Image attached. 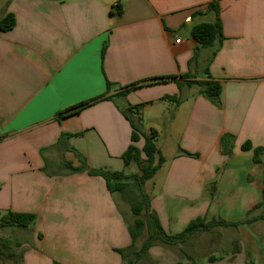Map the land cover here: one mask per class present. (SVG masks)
Returning <instances> with one entry per match:
<instances>
[{"label":"crops","instance_id":"obj_1","mask_svg":"<svg viewBox=\"0 0 264 264\" xmlns=\"http://www.w3.org/2000/svg\"><path fill=\"white\" fill-rule=\"evenodd\" d=\"M215 1L222 40L200 49L191 30L215 21L208 10ZM116 3L123 11L111 15ZM8 15L15 26L0 30V221L9 213L37 219L0 227L5 264L9 256L14 264H123L117 250L132 239L119 196L102 177L65 164L80 166L78 153L91 169L123 170L129 146H144L143 138L132 141L129 106L139 118L174 108L179 144L163 155V177L144 186L158 188L151 211L168 235L199 217L244 220L262 201L264 164L242 145L264 147V0H0V21ZM209 76L222 86L219 106L188 84ZM108 82L105 99L60 115L105 96ZM179 95L180 105L166 106V96ZM224 134L235 136L230 156L221 152ZM224 228L236 235L227 230L222 255L196 261L181 246L150 254L165 264H264V220Z\"/></svg>","mask_w":264,"mask_h":264},{"label":"trees","instance_id":"obj_2","mask_svg":"<svg viewBox=\"0 0 264 264\" xmlns=\"http://www.w3.org/2000/svg\"><path fill=\"white\" fill-rule=\"evenodd\" d=\"M209 11H213L216 14V19L213 22H202L195 25L191 30V37L199 44L200 49L215 47L216 43L222 40V25L220 19V7L218 2H211L208 6ZM121 7H112L111 15H120L122 13ZM15 26V18L12 15H8L0 21V30L8 31ZM188 78V77H187ZM169 78H163L158 81H166ZM189 85H200L203 87L202 94L211 100L215 105H220V95L222 91L221 84L213 80L209 76L207 81H188ZM113 84L108 82L107 92L105 96L98 98L91 102L82 103L79 106H75L65 112L61 113V116L78 113L82 109L106 98V95L112 91ZM138 88L137 85L128 88L124 94L128 93L130 89ZM182 89V86L179 85ZM164 99H168L177 105L181 104V96H166ZM123 114L131 122L133 126L132 141L133 143L139 142L144 139V146L140 149L136 145L129 146L127 151L123 154L122 160L124 162V169L121 171L111 172L103 169H91L84 158L76 153L81 158V165L74 167L72 163L66 162L65 166L73 173H81L88 171L90 175L102 177L107 184L108 190L112 194L120 193L131 204V211L134 215V221L128 223L129 232L132 239V244L125 248L117 250L122 256L123 264H142L147 262V256L150 254V249L159 244L163 246H181L187 242L189 238L194 235L212 231L217 227H238L244 224H251L256 221L264 220V187H263V200L258 203L253 210L249 212L244 220L239 221H226L222 218L213 219L207 221L206 217H199L192 220L185 230L179 234L168 235L163 229L160 219L155 212L151 211V199L144 189L145 183L153 179L159 169L165 163V157L163 156L160 148L157 145L156 137L144 133L141 130L142 124H140V114L134 107L129 106L126 110H123ZM138 114L139 117H136ZM136 118L139 120V125L135 122ZM235 145V136L232 134H224L220 141L221 152L225 155H232ZM243 151L253 150L255 163H263L264 147L254 148L250 142L242 145ZM181 154L198 158V153H191L185 150H181ZM135 166L141 170V174L128 175L126 173L127 168ZM217 182H213L209 185L212 196H215ZM37 217L33 214H17L9 213L1 218L0 227H31L36 222ZM145 234L143 243L140 248H137V244L140 238ZM11 259L12 256H9ZM0 259L3 264L8 258L3 259L0 253ZM9 259V260H10ZM209 261H216L214 257H210ZM58 264V263H55ZM151 264V263H149ZM184 264V263H177ZM191 264H196L192 262Z\"/></svg>","mask_w":264,"mask_h":264},{"label":"rangeland","instance_id":"obj_3","mask_svg":"<svg viewBox=\"0 0 264 264\" xmlns=\"http://www.w3.org/2000/svg\"><path fill=\"white\" fill-rule=\"evenodd\" d=\"M207 21H209L208 18H207ZM193 90H196V88H194ZM189 93H191V91L187 89L184 93V96L188 97ZM171 104L174 105V103L171 102L170 104L166 103V106L171 107L172 106ZM173 110H174L173 107H171L169 111H165V110L161 111L160 109L155 107L148 111L143 112V115H141V118H140V122H142L141 130L144 133H147L149 135H153L156 137L157 145L159 148L162 149V154L164 156L170 155L173 149L175 150V147H177L179 144V138L173 132V127H172L171 111ZM135 122L137 123V125H139L138 118H136ZM153 132L156 133V135L153 134ZM126 173L128 175L141 174V170L135 166H131L127 168ZM163 174H164L163 171L157 172L156 175L154 176L155 177L154 180L158 182V180L161 177H163ZM157 190H158L157 187L155 188L152 187L151 189H148V191L146 189L150 199H152V197L154 196ZM117 196H119L120 198V205L123 211L122 212L123 215L129 220V223L133 222L134 215H132V212H131V204L125 198L120 197V193H117ZM216 219H219V218H216ZM239 220L240 219H236L232 221H239ZM227 230L230 231L229 236L232 235V237H234L236 235L234 231H232L233 229L231 228L227 229L224 227H217L213 229L212 231L197 234L196 237L194 239H191L187 244L181 245V252L184 253V255L186 254L185 256L193 255V259L196 261L201 260L211 255H214V256L222 255L225 251H227V248L225 247V242H226L225 239H226ZM10 237L11 239H14V236L12 234ZM144 237H145V234L142 236V238L139 239L137 248H140V246L142 245ZM2 242L3 241H0V246L2 250H4V253L7 254L8 251H6L2 247ZM217 243L220 244L221 246L223 244L224 247L219 248L218 246H215V244ZM157 246L164 247L161 244ZM175 253H177V250H175ZM179 254L183 256V254L181 253ZM147 257L151 259H148L147 262L144 261V263L142 264H149V263L165 264L162 262L160 257H157V256L153 257L151 254H149ZM188 260L189 259H185L184 262L189 263Z\"/></svg>","mask_w":264,"mask_h":264},{"label":"built area","instance_id":"obj_4","mask_svg":"<svg viewBox=\"0 0 264 264\" xmlns=\"http://www.w3.org/2000/svg\"><path fill=\"white\" fill-rule=\"evenodd\" d=\"M113 7H115V8H117V7H120V4L119 3H116V4H114V6ZM187 22H190L191 21V18L189 17V18H187V20H186ZM179 42V41H178Z\"/></svg>","mask_w":264,"mask_h":264},{"label":"water","instance_id":"obj_5","mask_svg":"<svg viewBox=\"0 0 264 264\" xmlns=\"http://www.w3.org/2000/svg\"><path fill=\"white\" fill-rule=\"evenodd\" d=\"M6 264H14L12 260H9Z\"/></svg>","mask_w":264,"mask_h":264}]
</instances>
